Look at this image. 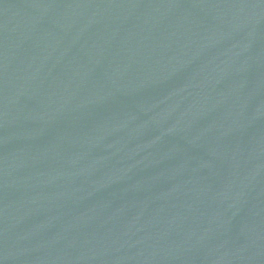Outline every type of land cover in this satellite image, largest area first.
<instances>
[{"label":"water","instance_id":"water-1","mask_svg":"<svg viewBox=\"0 0 264 264\" xmlns=\"http://www.w3.org/2000/svg\"><path fill=\"white\" fill-rule=\"evenodd\" d=\"M0 264H264V0H0Z\"/></svg>","mask_w":264,"mask_h":264}]
</instances>
